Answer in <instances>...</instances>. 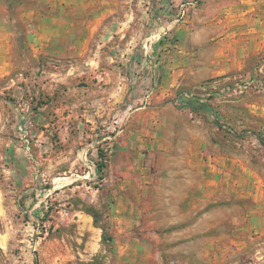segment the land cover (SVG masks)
I'll return each instance as SVG.
<instances>
[{"label":"rangeland","instance_id":"rangeland-1","mask_svg":"<svg viewBox=\"0 0 264 264\" xmlns=\"http://www.w3.org/2000/svg\"><path fill=\"white\" fill-rule=\"evenodd\" d=\"M56 1L0 0V264H264V0Z\"/></svg>","mask_w":264,"mask_h":264},{"label":"crops","instance_id":"crops-1","mask_svg":"<svg viewBox=\"0 0 264 264\" xmlns=\"http://www.w3.org/2000/svg\"><path fill=\"white\" fill-rule=\"evenodd\" d=\"M25 1L27 0H21V5L23 6V9H24V5L27 4V2L25 3ZM29 1V0H28ZM40 1V0H39ZM49 5L52 7L51 10L55 11L56 10V6L59 5L57 4V1L56 0H47ZM18 4V2H16ZM15 5V3L13 4ZM9 7V6H8ZM26 10V9H24ZM24 16V15H23ZM25 17L26 19L28 20V17H29V14H25ZM108 17L109 15H101L98 19H84V20H73V21H70L67 25L69 26V36L70 34L76 39L77 36H78V33L80 34V36L83 38V44L82 45V48H81V51L76 53L75 55H72L70 54V49L71 47L67 48H59V49H56L53 45L51 44H58V43H63V42H67L68 41V38L67 40L64 39H60L59 38V34H54V33H50V34H45L43 36L40 37V41L43 42L45 41L46 43V46L47 48H50V52H49V55L51 56H54L53 58H59V59H62L63 57H65V59H72L73 57L75 56H81L83 57L84 55H87L85 54V52L87 53L88 50H89V47L91 45V43H97L99 47L102 46V44L104 43V36H105V28L109 26V20H108ZM53 25H61L59 22L55 21V19L53 20ZM63 38V37H62ZM82 44V43H81ZM7 47H9V49H13V51L10 52L9 54V51H7V53L9 55H7V59L8 60V63L6 64L7 65V68L9 67V71L8 73H14L16 71L17 68V65H16V51L14 50V48L16 47V42H15V37L14 35H12L11 37L8 38V41H7ZM22 54V53H21ZM101 57H100V60H103L105 58V56L102 55V53H100ZM51 58V59H53ZM90 58V56H89ZM87 58L86 60V66H83V69H80V68H77V64H74L73 62L70 63V67L74 68V70L76 71L78 69V71L80 70L82 73H85V74H89V73H93L94 71H96L95 69L99 67L100 65V61H97L96 58H91L89 59ZM55 60V62H57L58 60L57 59H53ZM55 69H58V67H56L55 65ZM113 70L114 71H111L110 69H106L105 70V80L106 81H111V87L113 89H116V87L118 86L119 88H121L122 90L125 89L126 87V83H124L123 80H113L112 81V77H111V74L114 75V74H117L118 73V70L119 68L118 67H113ZM55 71V72H54ZM51 75H54L53 77V80L54 81H57L58 82H61L62 79L60 78V74L56 72V70H54ZM22 75V74H21ZM58 84H55L54 86H56ZM117 90V89H116ZM124 99H123V96H117V98H110V97H107V95H105V102L99 107L101 110H102V113L103 115L105 114H111L113 113L114 111H116V109L119 107V103L120 102H123Z\"/></svg>","mask_w":264,"mask_h":264},{"label":"trees","instance_id":"trees-1","mask_svg":"<svg viewBox=\"0 0 264 264\" xmlns=\"http://www.w3.org/2000/svg\"><path fill=\"white\" fill-rule=\"evenodd\" d=\"M199 100L200 99L198 98H190V99H186L184 102L177 101L176 104L179 105L180 103H183L192 110L202 109V110L210 111L211 106ZM99 154H100L101 159L102 158L104 159V153L100 151ZM97 168H98V171H103L105 168V163L104 162L99 163ZM35 264H39V262L36 261Z\"/></svg>","mask_w":264,"mask_h":264}]
</instances>
